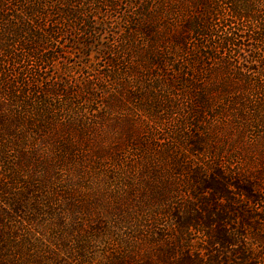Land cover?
Wrapping results in <instances>:
<instances>
[{
	"label": "trees",
	"instance_id": "trees-1",
	"mask_svg": "<svg viewBox=\"0 0 264 264\" xmlns=\"http://www.w3.org/2000/svg\"><path fill=\"white\" fill-rule=\"evenodd\" d=\"M6 1L0 0V62L19 66L13 75L28 90L0 86V264H152V249L168 264H175L176 254L177 264H256L252 248L241 241L246 232L234 225L241 221L247 228L264 220L262 176H249L218 159L215 144L221 141L213 127L221 117L234 130L264 126V0H209L214 16L226 12L237 19L238 28L224 20L230 30L223 37L205 19H193L196 36L214 42L200 43L196 57L187 59L198 64L216 59L213 70L235 75L246 93L231 95L236 91L228 78L203 86L178 74V110H186L195 127L208 128L186 141L183 158L175 163L182 185L170 182L156 162L144 165L146 154L140 155L143 165L136 168L138 162L124 160L110 146L95 153L90 148L80 151L70 135L87 133L86 112L53 101L51 94L64 91V83L26 82L20 52L34 53L42 62L56 55L40 53L48 40L27 32L20 18L5 14ZM13 2L24 8L32 0ZM71 15L81 21L84 12L78 9ZM83 21L90 27L88 19ZM133 26L149 34L148 20ZM49 32L55 36L59 29ZM221 49L224 57L219 56ZM152 54L154 63L162 60ZM215 91L232 99L214 105L219 98ZM58 111L71 115L59 122ZM205 112L209 123L202 120ZM162 214L173 222L156 230L155 219ZM99 247L111 253L101 263ZM233 256L241 262L231 261Z\"/></svg>",
	"mask_w": 264,
	"mask_h": 264
},
{
	"label": "rangeland",
	"instance_id": "rangeland-1",
	"mask_svg": "<svg viewBox=\"0 0 264 264\" xmlns=\"http://www.w3.org/2000/svg\"><path fill=\"white\" fill-rule=\"evenodd\" d=\"M203 2L32 0L29 5L21 8L13 0H7L5 14L12 15L10 18H20L27 32L36 31L45 41L48 40L47 48L40 53L55 54L56 57L42 62L34 53L23 50L19 53L21 71L24 72L26 82L35 80L54 85L57 82L64 83V91L51 94L54 96L53 101L67 105L66 108H72L71 111H74V107L86 112L87 133L73 131L70 135L71 140H78L80 151L90 148L95 153L99 148L110 146L112 151L116 148L124 160L138 162L136 168L142 167L143 164L139 163L140 155L146 154L144 160L148 163L144 165L152 166L150 162H156V166L165 172L170 182L182 185L183 177L175 163L182 160V151L189 144L186 141L200 132L205 134L208 128L195 127L191 116L186 118L183 113L186 110L182 107L178 110V74L185 73L187 78L203 86H212L228 78L230 84L234 85L231 90L236 91L231 95L246 93L239 88L242 82L235 75L218 71V68L214 71L216 59H206L202 64L187 59L196 57L202 44L214 42L208 37L196 36L194 18L205 19L214 32L222 37L230 30L225 19L231 22L230 27H239L237 19L231 18L226 12L223 17L221 13L214 16L215 9H210V1H206L208 6ZM78 9L84 12L81 21L71 15ZM84 18L88 19L90 27L86 26ZM139 20H148V35L140 33V28L133 26ZM56 28L59 33L50 36L49 31ZM242 34H245L244 31ZM247 48L245 54L249 53L250 47ZM224 50H220L219 56L226 55ZM152 52L157 57L162 56V60L154 63ZM15 68L12 64L0 62V86L4 88L14 84L17 90H25L17 82L16 75H13ZM87 85L88 89L85 88ZM214 93L219 96L214 105L218 102L228 103L232 99L231 95L226 97L216 94V91ZM34 97L32 99H36ZM239 105L235 104V107ZM227 108L231 112L232 103ZM207 112L202 114L204 123H209ZM57 113L62 114L58 116L59 122L71 115L70 111L66 114L60 111ZM189 118L190 121L187 120ZM225 120L219 118L216 127H213V134H217L221 141L215 144L219 147L216 155L218 159L238 166L244 174H260L263 187L261 196L264 200V126H245L234 130ZM249 142L253 145H248ZM207 148L214 151L210 145ZM87 152H84V158H88ZM106 155L109 156L108 153ZM156 218V230L167 229L173 222L171 216L164 214ZM242 223L240 221V225L237 222L234 225L246 232V237H241V241L252 248L256 258L254 263L264 264V220L250 222L247 228ZM99 248L97 258L101 263L100 258L111 253L105 251L106 247ZM151 252L152 264L169 263V260L159 257L154 249ZM231 261L241 262L238 256H233ZM173 262L178 263V254Z\"/></svg>",
	"mask_w": 264,
	"mask_h": 264
}]
</instances>
